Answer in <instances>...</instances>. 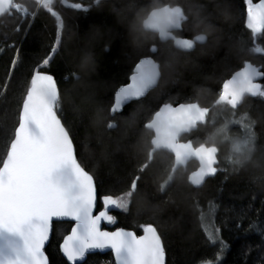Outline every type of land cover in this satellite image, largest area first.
I'll list each match as a JSON object with an SVG mask.
<instances>
[{
    "label": "snow or ice",
    "instance_id": "snow-or-ice-1",
    "mask_svg": "<svg viewBox=\"0 0 264 264\" xmlns=\"http://www.w3.org/2000/svg\"><path fill=\"white\" fill-rule=\"evenodd\" d=\"M68 6L87 14L92 7H102L103 0H95L94 5L87 7L81 3ZM235 6L251 34V50L264 52V0H237ZM189 8L197 9L196 18H199L204 6L189 5ZM41 9L56 21L51 45L43 55L34 56L29 62L22 56L21 48L12 44L15 56L0 84V98L7 99L11 92L19 93L14 96L15 122L5 137L0 156V264H56L50 259L47 246L57 238L59 228H65L59 236L60 264H88L89 255L105 249H110L114 257L106 264H167L166 245L153 222L138 224L142 234H137L117 226L118 218L113 212H129L150 170L161 163L158 157L167 158L160 192L171 187L176 175L186 170L192 160L199 167L186 179L197 188L208 178L227 173L222 163L230 164L233 171L250 164L264 168V147L258 145L253 130L256 121L240 114L250 104V98L264 99V67L243 60L229 68L210 105L191 102L192 97H185V102L171 98L162 87L172 71L168 56L174 49L191 53L206 38L204 35L182 38L175 34L186 23L196 22L186 14L183 5L160 0L145 5L139 13L138 33L143 35L138 34L137 40L141 46L129 56L130 82L114 91L108 114L114 119L129 102L143 104L156 92L158 103L144 109L140 117L137 133L143 143L137 153L138 166L129 173L127 189L119 193L116 187L106 190L78 152L77 137L64 116L62 94L51 71L63 50L65 28L55 0H33L31 10L17 0H0V18L22 14L25 20H34ZM149 36L151 42L146 43ZM243 50L241 45L234 53L230 52L224 58L225 63L241 60ZM4 51L5 48H0V53ZM25 67L22 75H16V71ZM218 116L224 117L219 127ZM233 126L241 128L243 135H232ZM106 127L114 129L117 125L107 123ZM205 134L207 139L202 140ZM192 137L196 138L195 142ZM221 145L228 146L225 161L219 156ZM88 158H94V154ZM119 183L124 184L125 180ZM247 214L245 209L239 213L241 217ZM258 215L264 217V202ZM200 220L207 240L219 245L220 252L213 258H202L199 264H221L224 250L229 247L222 237V228L212 220L205 222L203 212ZM110 227L114 230H109ZM261 250L264 251V245Z\"/></svg>",
    "mask_w": 264,
    "mask_h": 264
},
{
    "label": "trees",
    "instance_id": "trees-1",
    "mask_svg": "<svg viewBox=\"0 0 264 264\" xmlns=\"http://www.w3.org/2000/svg\"><path fill=\"white\" fill-rule=\"evenodd\" d=\"M17 2L31 10L33 0ZM94 2L66 0L62 3L55 0V8L62 14L65 28L63 50L51 71L58 81L64 116L75 132L83 162L106 190L116 187L119 193L127 189L129 173L138 166L137 153L143 143L137 133L140 117L144 109L157 105L159 93L149 95L143 104L131 103L114 119L108 114V108L114 91L129 82V56L141 46L137 35H143L138 33L139 13L154 0H103L102 7H92L87 14L68 6L81 3L87 7ZM160 2L181 4L190 19H195V23H186L183 30L175 33L178 37L194 39L196 35H204L206 38L204 43L198 42L191 53L174 49L168 56L172 71L162 87L171 98L185 102V97H192L191 102L210 105L214 102L221 78L228 75L229 68L243 60L258 68L264 67V52L251 50V34L239 18L235 6L237 0ZM133 5L139 7L133 8ZM189 5L204 6L199 18H196L197 9L189 8ZM55 27V18L42 9L34 20H25L22 14L0 18V48H5L0 53V84L15 56L11 45L16 43L22 56L30 62L32 57L43 55L48 50L54 39ZM151 39L149 36L145 42H151ZM241 45L244 49L242 59L226 64L225 56L234 53ZM24 71L26 67L16 71V75L20 76ZM18 95V92H11L7 99L0 98V156L4 152L5 137L15 122L14 96ZM250 101L240 114L256 121L253 130L257 133L258 145L264 147V99L250 98ZM223 121L224 117L218 116L216 126L219 127ZM107 123H115L117 127L108 129ZM231 134L241 136L243 131L233 126ZM192 138L195 142L196 138ZM206 139L207 134L202 140ZM221 148L219 156L221 161H225L228 146L221 145ZM89 154H94V158L89 159ZM256 159L259 160V153ZM158 160L161 163L150 170L129 212L116 213L119 226L140 233L138 224L153 222L162 233L167 264H199L202 258H213L220 252L219 245H212L202 229L200 214L203 212L205 222L212 220L222 228V237L229 245L224 250L221 264H261L264 260V251L261 250V245H264V217L258 215V210L264 202V168L250 164L233 171L230 164L222 163L221 167H227V173L218 174L202 188L196 189L186 179L199 166L197 162H191L186 170L182 169L176 175L171 187L160 192L159 184L165 178L167 158L158 157ZM122 179L124 184L119 183ZM241 209L248 210V214L241 217ZM63 232L65 228H59L57 238L48 247L50 259L56 264L62 260L58 244ZM111 260V254H95L88 257V264H106Z\"/></svg>",
    "mask_w": 264,
    "mask_h": 264
},
{
    "label": "water",
    "instance_id": "water-1",
    "mask_svg": "<svg viewBox=\"0 0 264 264\" xmlns=\"http://www.w3.org/2000/svg\"><path fill=\"white\" fill-rule=\"evenodd\" d=\"M179 51V50H178ZM255 66V65H254ZM130 82V81H129ZM59 86V85H58ZM131 103H133V102H129V104L128 105H130ZM127 105V106H128ZM191 162H197V161H195V160H192V161H190L189 163H191ZM188 163V164H189ZM198 163V162H197ZM199 167V166H198ZM209 179H212V178H208L207 180H206V182L209 180ZM205 185V184H204ZM203 185V186H204ZM203 186H200L199 188H197L196 186H193L194 188H196V189H200V188H202ZM47 247H49V246H47ZM109 253H111V250L110 249H105V250H103V251H100V250H96V252L94 253V254H91V255H95V254H101V255H106V254H109ZM90 256V255H89ZM166 259H167V257H166ZM168 262V261H167Z\"/></svg>",
    "mask_w": 264,
    "mask_h": 264
},
{
    "label": "flooded vegetation",
    "instance_id": "flooded-vegetation-1",
    "mask_svg": "<svg viewBox=\"0 0 264 264\" xmlns=\"http://www.w3.org/2000/svg\"><path fill=\"white\" fill-rule=\"evenodd\" d=\"M118 212H119V210H115V211L113 212V214L116 215V213H118ZM116 216H117V215H116ZM117 226H119V224H118ZM119 227H120V226H119ZM109 230H114V227H110ZM128 230H130V229H128ZM133 231H134V230H133ZM137 234H142V232H140V233L137 232ZM109 254H111V253H109ZM106 255H107V254H106ZM111 255H112V254H111ZM90 256H91V255H90ZM112 257H113V256H112ZM113 259H114V257H113Z\"/></svg>",
    "mask_w": 264,
    "mask_h": 264
}]
</instances>
